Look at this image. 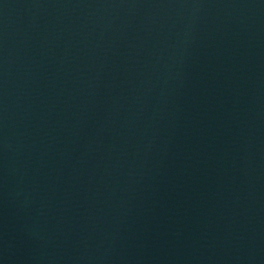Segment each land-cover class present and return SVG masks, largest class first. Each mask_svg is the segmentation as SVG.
Returning a JSON list of instances; mask_svg holds the SVG:
<instances>
[{
    "label": "water",
    "instance_id": "1",
    "mask_svg": "<svg viewBox=\"0 0 264 264\" xmlns=\"http://www.w3.org/2000/svg\"><path fill=\"white\" fill-rule=\"evenodd\" d=\"M0 51L132 119L264 163V0H0Z\"/></svg>",
    "mask_w": 264,
    "mask_h": 264
}]
</instances>
